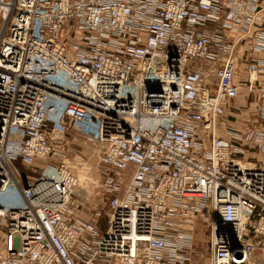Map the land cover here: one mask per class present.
<instances>
[{"label":"built area","instance_id":"built-area-1","mask_svg":"<svg viewBox=\"0 0 264 264\" xmlns=\"http://www.w3.org/2000/svg\"><path fill=\"white\" fill-rule=\"evenodd\" d=\"M70 130L114 174L104 231ZM201 210L205 264H264V0H0V264H196Z\"/></svg>","mask_w":264,"mask_h":264},{"label":"rangeland","instance_id":"rangeland-1","mask_svg":"<svg viewBox=\"0 0 264 264\" xmlns=\"http://www.w3.org/2000/svg\"><path fill=\"white\" fill-rule=\"evenodd\" d=\"M243 63H240L237 75L243 77ZM241 77V78H242ZM240 100V99H238ZM242 102V99L240 100ZM243 108L236 105V113L233 114L230 110H226L225 114L220 118L221 133H223V125H231L236 130H240L244 122L249 117L252 118L254 104L250 102L246 104L243 98ZM232 111V110H231ZM65 140L67 145L65 148L66 159L68 164L74 168L75 174L78 177V186L75 189L72 197L73 201L78 206V215L81 218H87L94 212L98 211V230L104 231L106 227V193L105 183L107 177H112L114 174L105 170L98 163L97 148L90 142H87L81 136L73 131H69ZM25 168L20 167L21 171ZM123 187L126 188L129 177L125 176L121 179ZM193 233L194 244L197 250L196 264H205L208 257V241H209V218L204 211L194 212L193 215Z\"/></svg>","mask_w":264,"mask_h":264},{"label":"crops","instance_id":"crops-1","mask_svg":"<svg viewBox=\"0 0 264 264\" xmlns=\"http://www.w3.org/2000/svg\"><path fill=\"white\" fill-rule=\"evenodd\" d=\"M237 104H241V101H238Z\"/></svg>","mask_w":264,"mask_h":264}]
</instances>
